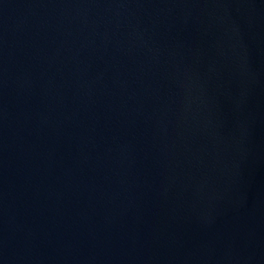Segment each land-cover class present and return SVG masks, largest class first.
Returning a JSON list of instances; mask_svg holds the SVG:
<instances>
[{"label": "water", "instance_id": "obj_1", "mask_svg": "<svg viewBox=\"0 0 264 264\" xmlns=\"http://www.w3.org/2000/svg\"><path fill=\"white\" fill-rule=\"evenodd\" d=\"M0 264H264V0H0Z\"/></svg>", "mask_w": 264, "mask_h": 264}]
</instances>
